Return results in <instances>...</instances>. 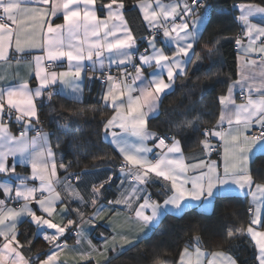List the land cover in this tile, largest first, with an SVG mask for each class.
<instances>
[{"label": "snow or ice", "instance_id": "snow-or-ice-1", "mask_svg": "<svg viewBox=\"0 0 264 264\" xmlns=\"http://www.w3.org/2000/svg\"><path fill=\"white\" fill-rule=\"evenodd\" d=\"M210 7L207 0H136L147 32L138 36L125 0H0V68L17 67L16 83L0 76V264H67L62 256L69 253L82 264H110L109 251L132 245L163 216L211 204L233 189L251 197L250 218L225 239L250 238L255 261L264 264V182L251 169L264 154V3L234 5L238 78L217 97L214 126L184 119L164 134L148 127L176 80L187 76ZM219 43L205 46L210 55ZM86 82L101 86L100 102L111 112L99 122L103 140L121 163L71 172L40 127L39 110L54 95L80 102ZM184 127L202 136L200 152L190 157L177 138ZM157 185L162 200L153 198ZM113 188L117 194L108 199ZM105 218L111 232L100 234L97 247L89 234ZM25 222L34 230L21 233ZM37 238L48 251L26 255ZM201 239L186 242L175 264H237L231 249L209 253Z\"/></svg>", "mask_w": 264, "mask_h": 264}, {"label": "trees", "instance_id": "trees-1", "mask_svg": "<svg viewBox=\"0 0 264 264\" xmlns=\"http://www.w3.org/2000/svg\"><path fill=\"white\" fill-rule=\"evenodd\" d=\"M207 3L211 6L210 22L196 45L188 74L176 80L171 94L163 98L159 114L148 121V127L158 134L168 133L170 129L174 131L173 126L184 119L193 121L201 129L214 126L220 111L217 97L226 92L229 79L234 80L237 75L234 38L240 34V27L234 20L238 16L234 5L261 4L264 0H207ZM125 4L130 6L127 18L134 31L138 29L136 34L147 35L142 16L135 8L136 0H125ZM216 40H220V43L210 55L208 47H213ZM197 61H200L198 68ZM39 111L41 127L52 134L51 143L61 153L64 163H71V172L91 170L94 165L120 164L117 153L103 140L99 122L110 116L111 112L105 110L99 101L72 102L54 95L50 102H43ZM60 125L66 126L67 131H62ZM177 138L181 140L184 152L200 151L199 141L202 136L194 132L192 127H184ZM215 156L217 155L214 153L212 157ZM251 169L256 181L264 182L260 179L264 176V154H258L254 158ZM106 195L108 199L113 197V189ZM249 207L247 196L225 195V198L216 199L209 211L192 207L182 214H167L149 236L113 256L110 264H154L156 260H160L161 264H175L185 243L192 241L197 235L202 237L203 249H231L230 254L238 264H257L256 251L249 238L230 243L225 239L229 231L247 226ZM18 230L25 233L34 229L25 222ZM95 231L105 235L109 233L100 225ZM21 240L23 242V236ZM74 240L69 237L67 243ZM95 241L98 242L97 237ZM48 248L42 238H37L33 240L31 252L26 254L46 253Z\"/></svg>", "mask_w": 264, "mask_h": 264}, {"label": "crops", "instance_id": "crops-1", "mask_svg": "<svg viewBox=\"0 0 264 264\" xmlns=\"http://www.w3.org/2000/svg\"><path fill=\"white\" fill-rule=\"evenodd\" d=\"M167 1V0H166ZM257 4V3H256ZM237 5V4H236ZM237 9V8H236ZM209 11H210V9H209ZM237 15H239V10L237 9ZM59 22V21H58ZM159 46V45H158ZM195 48H196V45H194V50H195ZM236 49H237V46H236ZM237 55H238V53H237ZM193 57V56H192ZM255 58V57H254ZM26 59H28V58H26ZM190 66V65H189ZM27 70L25 69V68H23V67H20L19 68V74L21 75V76H23L24 74H25V72H26ZM16 72H17V67L15 66V64H13V67L12 68H8V69H4V68H0V76H2V75H7L8 77H9V83H12V84H14V83H16L17 82V80L16 79H12L11 77L12 76H14L15 74H16ZM237 72H238V62H237ZM238 77H237V75H236V78L235 79H237ZM33 83H34V81H33ZM176 84V83H175ZM100 94H101V86H100V84L97 82V83H91V84H87V82H86V87H85V89H84V94H83V96H82V98H81V101H99L100 102ZM241 102V100H240V98L238 97L237 98V103H240ZM101 103V102H100ZM101 105L103 106V104L101 103ZM160 108H161V105H160ZM160 108H159V111L157 112V113H154L150 118H152V117H155V116H157L158 114H159V112H160ZM111 115V114H110ZM149 118V119H150ZM40 127H41V125H40ZM12 130L15 132L16 131V127L15 126H13V128H12ZM149 130L150 131H152L150 128H149ZM43 131H45V132H48V131H46V130H44L43 129ZM153 132V131H152ZM49 133V132H48ZM149 146H151V142H149ZM54 148V147H53ZM54 151L57 153V156H58V158L59 157H62V155H61V153L60 152H58L55 148H54ZM200 151H197V152H192V153H186V152H184V154H185V156L186 157H190V156H192V155H194V154H197V153H199ZM117 156H118V160H119V162L121 161V157L119 156V154L117 153ZM212 159H214V160H218V157L217 156H215V157H212ZM221 163H222V161H220ZM17 171L18 172H21V173H23L24 171H25V169L23 168V167H21V166H18L17 167ZM86 171V170H85ZM84 172V171H83ZM62 174V173H61ZM151 191L153 192V198L154 199H159V200H162L163 199V196L162 195H160L159 194V186L157 185V186H155V187H153L152 189H151ZM113 193H114V195L115 194H117L116 193V189L115 188H113ZM114 195H113V197H114ZM225 195H239V196H247V200H248V203H249V205H250V200H251V197L250 196H248V195H246L245 194V192H242V191H239V190H235V189H233V190H231V191H228V192H226L225 193ZM113 197H111L110 199H112ZM213 204H214V202L213 203H211V204H205V205H197V204H193L191 207H188V208H186L184 211H186L187 209H190V208H192V207H198V208H200L201 210H204V211H209V210H211L212 209V206H213ZM183 211V212H184ZM182 212V213H183ZM182 213H175V214H182ZM163 218V217H162ZM162 218H161V220H162ZM160 220V221H161ZM102 226L103 228H105V229H107L108 231H109V233L107 234V235H109L110 234V232H111V229L108 227V224H107V222H106V218L105 219H102V220H99L98 222H97V226L96 227H94L91 231H90V238L93 240V243L97 246V247H100L101 245H102V238H101V233L102 232H96L95 230H96V228L98 227V226ZM156 226H154L153 228H151V229H147V230H145L143 233H139V239L138 240H135L134 241V243L133 244H135L136 242H138V241H140L141 239H143V238H146L147 236H149L151 233H152V231L154 230V228H155ZM95 237H97L98 238V242H96L95 241ZM250 239V238H249ZM252 243V242H251ZM132 244V245H133ZM75 245V240L72 242V243H68V246H69V248H71V247H73ZM132 245H125L124 247H123V250H120V248L119 247H117V250L115 251V252H113V251H109L108 253H107V255H108V257L111 259L113 256H115V255H117V254H119V253H121L122 251H124L125 249H127V248H129L130 246H132ZM49 246V245H48ZM204 250H206V249H204ZM207 252H212V251H208V250H206ZM214 251H225V250H214ZM26 255H28V254H26ZM31 256H36V254L35 253H33V254H31ZM44 258V257H43ZM179 258V257H178ZM62 259H64V260H66L67 261V264H82V262H79V259H78V257H74V255L72 254V253H69L68 255H65V256H62ZM97 259H101V260H103V257H97ZM94 264H95V261H92ZM237 264H238V262H237Z\"/></svg>", "mask_w": 264, "mask_h": 264}, {"label": "built area", "instance_id": "built-area-1", "mask_svg": "<svg viewBox=\"0 0 264 264\" xmlns=\"http://www.w3.org/2000/svg\"><path fill=\"white\" fill-rule=\"evenodd\" d=\"M140 47H141V50H143V47H144L143 43H141ZM120 163H121V162H120Z\"/></svg>", "mask_w": 264, "mask_h": 264}, {"label": "rangeland", "instance_id": "rangeland-1", "mask_svg": "<svg viewBox=\"0 0 264 264\" xmlns=\"http://www.w3.org/2000/svg\"><path fill=\"white\" fill-rule=\"evenodd\" d=\"M165 2H167V1L165 0Z\"/></svg>", "mask_w": 264, "mask_h": 264}]
</instances>
